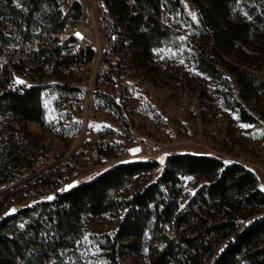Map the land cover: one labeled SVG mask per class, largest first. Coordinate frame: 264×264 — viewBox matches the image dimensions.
Segmentation results:
<instances>
[{
    "label": "rangeland",
    "instance_id": "obj_1",
    "mask_svg": "<svg viewBox=\"0 0 264 264\" xmlns=\"http://www.w3.org/2000/svg\"><path fill=\"white\" fill-rule=\"evenodd\" d=\"M84 1L107 6L104 0ZM184 1V10L162 9L161 20L169 25L165 27L169 33L144 63L130 51L119 50L111 58L101 57L100 67L99 57L93 52L91 60L77 63L71 72L62 70L63 78L60 73L51 79L45 77L48 83L68 82L79 93L64 99L57 90L44 88L43 125L19 123L10 111L0 109V124L5 119L18 122L19 136L25 138L23 153L34 157L30 162H21L19 170L8 179L9 187L0 189L1 199L7 195L5 202H20L19 209L29 207L41 194L39 188L46 177L54 187L59 177L80 182L120 162L156 160L158 167L152 173L135 175L125 187L113 192L118 198L129 197L156 180L165 156L173 152L207 153L225 162L240 161L255 172L264 191V120L242 121L235 108L226 102L224 109L217 104L219 98L225 101L223 81L201 70L196 49L206 27L200 24L198 11ZM230 5L235 19L253 20L261 11L258 7L251 10L250 0H231ZM241 47L251 51L247 45ZM112 68L108 78L105 73ZM252 71L264 81V65ZM103 96L111 97L119 109L105 106ZM205 182L202 177L181 175L174 186L178 201L174 211H188L187 199ZM159 187L164 195L168 193L167 185ZM161 208V204L156 208L152 202L134 208L131 218L137 220L138 229L124 232L122 242L132 246L121 247L120 263L149 264L148 247H160L163 235L172 245L167 264L187 262L190 250L170 224L159 218ZM126 210L115 208L98 215L83 211L77 230L65 234L63 243L44 264H110V243ZM204 259L203 264H211V260Z\"/></svg>",
    "mask_w": 264,
    "mask_h": 264
},
{
    "label": "trees",
    "instance_id": "obj_2",
    "mask_svg": "<svg viewBox=\"0 0 264 264\" xmlns=\"http://www.w3.org/2000/svg\"><path fill=\"white\" fill-rule=\"evenodd\" d=\"M25 1L39 12L38 16H33L30 11L24 16L23 26L18 28L23 40L36 35L38 31L39 51L35 52L31 74L36 82L21 86L20 91L10 83L13 79L12 69L1 65L0 109L3 112L10 111L19 123L32 121L43 125L41 91L44 88L57 90L64 99L72 98V95L76 97L79 91L68 82L48 83L44 80L45 77L52 78L56 73H60L63 78L65 73L61 65L71 72L70 58L57 62L50 69L48 61L42 58L47 52L45 42L51 38L52 32L63 27L65 15L56 7L44 9L41 6L42 0ZM250 1L251 10L257 7L261 10L254 15L253 20L231 17V0H188L198 11L200 24L206 27L200 37L202 40L196 44L199 67L212 77L222 79L224 103L236 109L240 120L257 123L264 120V81L252 70H259L264 65V0ZM104 2L112 17V29L127 38L126 43H121L120 50L130 51L141 63L150 58L152 49L160 45L169 33L168 28H165L167 24L161 20L162 9L172 12L184 10L185 6L184 0ZM10 3L11 0H0V17L16 15L18 5ZM6 31L11 29L0 21L2 48H5L8 41L4 35ZM43 31L48 32L47 37H41ZM241 45L251 47V51L248 52ZM92 57L93 50L86 48L75 61L84 62ZM14 69L21 71L22 67L14 65ZM111 72L113 68L105 73L108 78H111ZM101 98L105 106L119 109L111 97ZM3 122L0 124V182L11 178L23 160L30 162L34 158L29 155L31 153H23L25 138L19 136V123L12 119ZM157 167L158 162L149 158L128 160L112 165L71 188L58 191L53 212L57 221L54 225L57 235L52 241H43L35 234L26 237L23 233L10 235L0 232V264H44V260L63 243L65 234L77 230L83 211L98 215L110 209L126 208L108 253L110 264H122L119 262L121 247L132 246L122 242L124 232L129 229L136 232L138 229L137 220L131 218L135 215L134 208H143L149 202L154 203L156 208L161 204L159 218L170 224L171 230L177 233L186 249L190 250L185 264H203V258L211 260V264H264V191L250 167L236 160L225 162L207 153L173 152L165 156L155 181L129 197L114 196L113 192L125 187L135 175L152 173ZM181 175H195L206 180L187 199L186 212L174 211L178 207L174 186ZM42 182L51 184L53 181L46 177ZM159 185H167L168 193L164 195ZM4 201H0V204ZM19 212H33V205L20 208ZM16 216H3L1 226H12ZM160 242H163L160 247L156 244L148 247L149 264L168 263V252L172 245L164 235Z\"/></svg>",
    "mask_w": 264,
    "mask_h": 264
},
{
    "label": "built area",
    "instance_id": "obj_3",
    "mask_svg": "<svg viewBox=\"0 0 264 264\" xmlns=\"http://www.w3.org/2000/svg\"><path fill=\"white\" fill-rule=\"evenodd\" d=\"M92 3L84 0L41 1V6L44 9L49 10L56 7L65 15L63 27L52 32L50 34L51 38L45 42L47 52L42 58L48 61L49 69L66 58L71 59L69 68L71 70L76 68V57L86 48H91L97 54L99 57L97 64L101 67V57L111 58L113 55H117L121 43L127 42L124 35L120 36L115 29H111V15L108 7L101 6L99 1ZM10 4H17L18 12L13 16L0 17V21L11 29V31L4 33L8 38L5 48H2V42H0V63L12 69L13 79L10 83L17 86L21 91V86H28L36 82L31 74L33 73L35 52L39 51V37H37V31L36 35L23 40L20 38L18 28L23 26L24 16L30 11L33 16H38L39 12L32 9L25 0H11ZM95 9L99 13L98 16H95ZM165 27H169V25ZM40 35L41 37H47L48 32L43 31ZM67 35H77V42L68 43ZM14 65H20L22 70L16 71ZM61 66L63 70H66L64 65ZM83 91L87 94V89L83 88ZM217 104L220 108H225V103L220 98L217 99ZM9 181L7 179L0 182V189L9 187ZM71 181L72 179L67 180L59 177L54 182V187L51 184H41L39 188L41 194L33 202V212H19V205L22 204L20 202H2L0 204V232L9 233L10 235L23 233L26 237L35 234L43 241H52L57 235L54 227L57 221L53 212L56 209L58 190L68 186ZM6 197L7 195L2 199L0 198V201L5 200ZM11 207L15 210L13 215L17 214L12 226H1L3 214H7ZM49 213H52V215L49 216ZM68 260L71 259L68 258Z\"/></svg>",
    "mask_w": 264,
    "mask_h": 264
},
{
    "label": "bare ground",
    "instance_id": "obj_4",
    "mask_svg": "<svg viewBox=\"0 0 264 264\" xmlns=\"http://www.w3.org/2000/svg\"><path fill=\"white\" fill-rule=\"evenodd\" d=\"M105 6V5H103ZM112 29V28H111ZM70 38L69 41H67L68 43H76L77 42V35H67V39ZM69 185V184H68ZM67 187L69 186H65L64 188L62 189H59L58 191L61 192V191H64ZM7 214H3V216H6ZM8 216V215H7Z\"/></svg>",
    "mask_w": 264,
    "mask_h": 264
},
{
    "label": "water",
    "instance_id": "obj_5",
    "mask_svg": "<svg viewBox=\"0 0 264 264\" xmlns=\"http://www.w3.org/2000/svg\"><path fill=\"white\" fill-rule=\"evenodd\" d=\"M78 183V181L77 180H73V181H71L70 183H69V188H71V187H73L74 185H76ZM15 213V210H14V208L13 207H11L9 210H8V212H7V215L8 216H10V215H13Z\"/></svg>",
    "mask_w": 264,
    "mask_h": 264
},
{
    "label": "snow or ice",
    "instance_id": "obj_6",
    "mask_svg": "<svg viewBox=\"0 0 264 264\" xmlns=\"http://www.w3.org/2000/svg\"><path fill=\"white\" fill-rule=\"evenodd\" d=\"M194 19H195V17H193ZM181 39H183V38H181Z\"/></svg>",
    "mask_w": 264,
    "mask_h": 264
}]
</instances>
